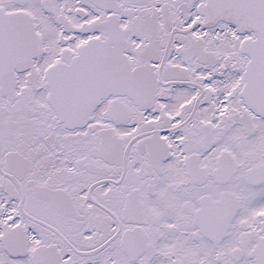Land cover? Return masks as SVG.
I'll use <instances>...</instances> for the list:
<instances>
[{
	"label": "snow or ice",
	"instance_id": "snow-or-ice-1",
	"mask_svg": "<svg viewBox=\"0 0 264 264\" xmlns=\"http://www.w3.org/2000/svg\"><path fill=\"white\" fill-rule=\"evenodd\" d=\"M0 264H264V0H0Z\"/></svg>",
	"mask_w": 264,
	"mask_h": 264
}]
</instances>
